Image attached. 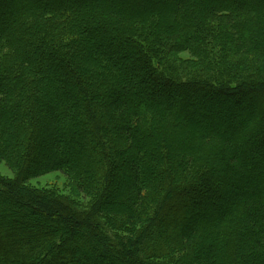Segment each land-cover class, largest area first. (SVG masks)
<instances>
[{
    "label": "trees",
    "instance_id": "trees-1",
    "mask_svg": "<svg viewBox=\"0 0 264 264\" xmlns=\"http://www.w3.org/2000/svg\"><path fill=\"white\" fill-rule=\"evenodd\" d=\"M0 163V264H264V0H0Z\"/></svg>",
    "mask_w": 264,
    "mask_h": 264
},
{
    "label": "rangeland",
    "instance_id": "rangeland-1",
    "mask_svg": "<svg viewBox=\"0 0 264 264\" xmlns=\"http://www.w3.org/2000/svg\"><path fill=\"white\" fill-rule=\"evenodd\" d=\"M0 175L6 178L13 177L12 172L4 163H0ZM27 184L36 189H44L45 191L53 192L60 196H66L71 200H77V202L82 199L76 192L73 183L58 172L32 179ZM239 198L243 197L239 195Z\"/></svg>",
    "mask_w": 264,
    "mask_h": 264
}]
</instances>
